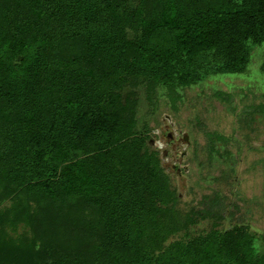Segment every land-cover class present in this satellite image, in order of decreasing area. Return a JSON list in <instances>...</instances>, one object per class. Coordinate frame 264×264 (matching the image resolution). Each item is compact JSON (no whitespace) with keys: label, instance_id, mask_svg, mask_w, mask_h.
Returning a JSON list of instances; mask_svg holds the SVG:
<instances>
[{"label":"trees","instance_id":"1","mask_svg":"<svg viewBox=\"0 0 264 264\" xmlns=\"http://www.w3.org/2000/svg\"><path fill=\"white\" fill-rule=\"evenodd\" d=\"M263 44L264 0H0V187L52 219L25 243L0 217V264H264L247 227L186 229L134 131L143 82L242 74Z\"/></svg>","mask_w":264,"mask_h":264},{"label":"rangeland","instance_id":"2","mask_svg":"<svg viewBox=\"0 0 264 264\" xmlns=\"http://www.w3.org/2000/svg\"><path fill=\"white\" fill-rule=\"evenodd\" d=\"M263 63L264 44L253 50L242 74L214 75L186 85L176 82L171 88L143 82L137 89L134 128L136 135L147 138L142 148L158 156L179 200L177 208L190 212V233L244 226L257 235L262 249ZM0 217H5L8 234L25 236V243L36 230L47 238L52 220L41 215L31 195L12 185L0 187ZM67 229H72L71 223ZM78 237L59 235L68 245Z\"/></svg>","mask_w":264,"mask_h":264}]
</instances>
